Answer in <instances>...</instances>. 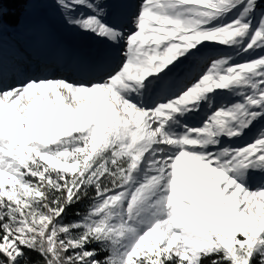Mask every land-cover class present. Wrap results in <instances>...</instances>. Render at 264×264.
Instances as JSON below:
<instances>
[{"label":"snow or ice","instance_id":"obj_1","mask_svg":"<svg viewBox=\"0 0 264 264\" xmlns=\"http://www.w3.org/2000/svg\"><path fill=\"white\" fill-rule=\"evenodd\" d=\"M52 6L105 53L0 59V264H264V0Z\"/></svg>","mask_w":264,"mask_h":264},{"label":"rangeland","instance_id":"obj_2","mask_svg":"<svg viewBox=\"0 0 264 264\" xmlns=\"http://www.w3.org/2000/svg\"><path fill=\"white\" fill-rule=\"evenodd\" d=\"M38 3H46V7L23 8L18 17L20 23L17 26L5 24L0 33V59L3 60L6 69L23 68L30 76H48L49 78H67L79 82L81 76L75 71L78 64L82 63V54L94 53L101 46V42L91 36L67 26L52 6V0H37ZM75 55L72 67L61 68L59 66L61 46ZM206 54L221 55L219 52L206 50ZM69 55V54H68ZM247 56L236 59L242 61ZM61 70H63L61 72ZM234 99H239L238 97ZM201 117H197L198 122ZM264 126V122L257 125V129ZM254 133H250L244 140L238 142L244 144L252 139Z\"/></svg>","mask_w":264,"mask_h":264},{"label":"trees","instance_id":"obj_3","mask_svg":"<svg viewBox=\"0 0 264 264\" xmlns=\"http://www.w3.org/2000/svg\"><path fill=\"white\" fill-rule=\"evenodd\" d=\"M4 9L6 11V16L3 18L5 24H9L11 26H17L21 20L18 19L21 10L24 8V5L21 3V0H4ZM85 210V205H77L72 207L68 215L65 217V222H70L74 219H78L74 215L76 211L83 212Z\"/></svg>","mask_w":264,"mask_h":264},{"label":"bare ground","instance_id":"obj_4","mask_svg":"<svg viewBox=\"0 0 264 264\" xmlns=\"http://www.w3.org/2000/svg\"><path fill=\"white\" fill-rule=\"evenodd\" d=\"M60 46H61L62 50L61 51L59 50V52L57 53V54L60 55V57H59L60 58L59 59V61H60L59 66L61 68L72 67V61H74V60H76L78 58H76L75 55L72 53V51H70V48L66 49L65 46H62V45H60ZM104 53H105V49L103 48V45L101 44V46L99 47V49L96 52L88 53V54H82L81 57H80V60L82 62H86V61H89V60L95 58L96 56L102 55ZM62 71L63 70H61V72Z\"/></svg>","mask_w":264,"mask_h":264}]
</instances>
